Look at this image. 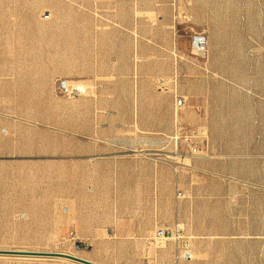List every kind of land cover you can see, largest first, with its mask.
I'll return each mask as SVG.
<instances>
[{
  "label": "rangeland",
  "instance_id": "374dc122",
  "mask_svg": "<svg viewBox=\"0 0 264 264\" xmlns=\"http://www.w3.org/2000/svg\"><path fill=\"white\" fill-rule=\"evenodd\" d=\"M126 1L0 0V264H147L64 239L93 198L112 215L127 198L163 206L159 227L181 229L194 258L158 239V264H264V0H172L175 37L207 48L186 50L174 78L94 81L93 39L116 20L99 9L124 18Z\"/></svg>",
  "mask_w": 264,
  "mask_h": 264
},
{
  "label": "crops",
  "instance_id": "0c3cea01",
  "mask_svg": "<svg viewBox=\"0 0 264 264\" xmlns=\"http://www.w3.org/2000/svg\"><path fill=\"white\" fill-rule=\"evenodd\" d=\"M126 4L128 10L124 18L110 3L99 9L105 17L116 20L108 26L110 29L100 30L93 39V69L89 78L94 81L122 75L129 78L139 75L143 79L174 78L178 62L188 55L186 50L194 51L190 41L175 37V3L172 0H127ZM137 9L154 13L155 17L152 20L147 15L137 17L133 15ZM144 27L152 28V33ZM121 28L124 33H120ZM164 95L169 112L164 125L172 126L173 98L171 94ZM139 188L140 184H133L131 190L136 192ZM127 199L123 213L119 210L115 215L106 214L102 200L97 198L87 204H78L74 213L71 208L64 207V211L72 213V222L76 223V230H70L68 235L74 231L76 243L94 251L146 256L147 264H158L156 260L166 253L155 237L157 229L163 228L159 224L163 223L164 208L153 202L145 208L141 200L139 204Z\"/></svg>",
  "mask_w": 264,
  "mask_h": 264
},
{
  "label": "built area",
  "instance_id": "2783aa9c",
  "mask_svg": "<svg viewBox=\"0 0 264 264\" xmlns=\"http://www.w3.org/2000/svg\"><path fill=\"white\" fill-rule=\"evenodd\" d=\"M207 37L204 35L195 36L193 39V47L197 48L199 51H204L207 48ZM62 92L71 97L83 96L87 93V88L83 85L77 84L72 85L67 81H64L60 84ZM185 106V99L182 97L175 98V109H181ZM75 232L71 231L68 236H64L65 240L75 241ZM155 237L159 240L170 241V240H180L177 247L176 258L191 260L194 258V250L191 241L189 238H186L182 233L181 229H172L169 230L167 228H159L155 233ZM76 242V241H75Z\"/></svg>",
  "mask_w": 264,
  "mask_h": 264
},
{
  "label": "water",
  "instance_id": "95a60500",
  "mask_svg": "<svg viewBox=\"0 0 264 264\" xmlns=\"http://www.w3.org/2000/svg\"><path fill=\"white\" fill-rule=\"evenodd\" d=\"M9 252H15V253H21L23 251H9ZM29 253H38V252H29ZM40 254H45V255H49V256H53V257H57V258H63V259H69V260H73L82 264H100L91 260H87L75 255H72L70 253H65V252H47V253H40Z\"/></svg>",
  "mask_w": 264,
  "mask_h": 264
}]
</instances>
